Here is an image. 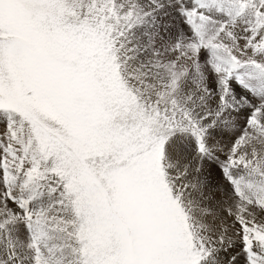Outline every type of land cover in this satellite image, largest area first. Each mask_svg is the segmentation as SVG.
Wrapping results in <instances>:
<instances>
[{"label": "snow or ice", "instance_id": "6c2138e0", "mask_svg": "<svg viewBox=\"0 0 264 264\" xmlns=\"http://www.w3.org/2000/svg\"><path fill=\"white\" fill-rule=\"evenodd\" d=\"M0 264H264V0H0Z\"/></svg>", "mask_w": 264, "mask_h": 264}]
</instances>
